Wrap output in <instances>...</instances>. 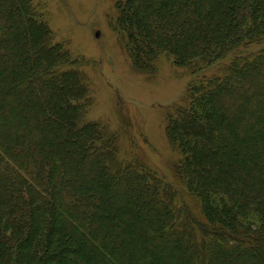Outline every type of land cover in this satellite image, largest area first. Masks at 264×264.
Wrapping results in <instances>:
<instances>
[{"label":"trees","instance_id":"obj_1","mask_svg":"<svg viewBox=\"0 0 264 264\" xmlns=\"http://www.w3.org/2000/svg\"><path fill=\"white\" fill-rule=\"evenodd\" d=\"M117 2L140 69L163 53L197 73L230 57L165 130L200 213L84 121L78 60L32 0H0V264H264V47L235 55L264 46V0Z\"/></svg>","mask_w":264,"mask_h":264},{"label":"rangeland","instance_id":"obj_2","mask_svg":"<svg viewBox=\"0 0 264 264\" xmlns=\"http://www.w3.org/2000/svg\"><path fill=\"white\" fill-rule=\"evenodd\" d=\"M117 1L32 0V5L52 31L54 42L78 60L74 68L82 72L87 88L82 101L87 104L84 121H98L114 133L119 159L137 161L155 171L176 190L177 205L188 206L199 215L200 204L174 170L182 154L165 130L169 115L186 101L189 85L222 72L230 57L197 73L175 65L173 58L163 53L151 71L140 69L131 57L127 32L120 28ZM263 47L241 48L235 55H250ZM60 123L63 128L69 126L63 120ZM55 139L62 142L59 136ZM61 153L62 149L56 152Z\"/></svg>","mask_w":264,"mask_h":264}]
</instances>
